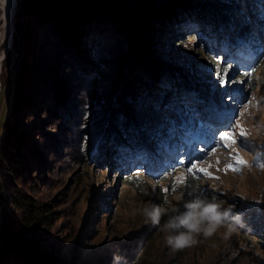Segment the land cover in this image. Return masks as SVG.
Masks as SVG:
<instances>
[{
  "label": "trees",
  "instance_id": "1",
  "mask_svg": "<svg viewBox=\"0 0 264 264\" xmlns=\"http://www.w3.org/2000/svg\"><path fill=\"white\" fill-rule=\"evenodd\" d=\"M16 2L12 47L3 63L11 75L0 91V106L7 109L0 121V264H114V256L123 258L121 264H140L133 250L152 241L154 227L93 251L86 243L92 233L63 225L60 217L66 212L56 209L57 199L42 200L34 192L49 188L65 163H85L101 134L91 128L103 119L108 126L97 144L98 165L108 168L111 156L124 155L116 150L120 141L121 148L134 151L149 138V147L156 149L183 127L195 134L206 131L196 113L208 107L205 95L220 99L221 94L211 87L215 76L205 72L192 44L230 49L251 41L252 17L234 15L232 24L222 26L219 17L230 19L240 0ZM222 65L231 68L228 62ZM185 74L194 81L192 103L183 98ZM139 179L137 174L128 180L138 188ZM98 203L88 204L86 219L93 208L109 206L104 199ZM235 206L230 223L263 238L264 211L262 217L250 206Z\"/></svg>",
  "mask_w": 264,
  "mask_h": 264
},
{
  "label": "rangeland",
  "instance_id": "2",
  "mask_svg": "<svg viewBox=\"0 0 264 264\" xmlns=\"http://www.w3.org/2000/svg\"><path fill=\"white\" fill-rule=\"evenodd\" d=\"M14 2L12 14L16 10L17 2L16 0ZM233 9L230 19L224 15L219 17L222 26L232 24L234 15L238 17L251 15L254 25L251 41L236 43L231 45L230 49L217 47L212 42L207 43L208 48H204L205 42L201 46L197 41L196 45L190 43L194 52L199 54V61L202 62L205 72L215 76L214 80H209L211 87L220 90L221 94L220 99L205 95L208 107L202 109L201 113H196V116L198 114L201 116L200 119L204 122L202 127L206 131L195 134L194 131L181 127L183 132L170 135L169 140L161 143V147L156 149L149 147L147 143L149 138H146L142 140L139 148L131 150L132 152L125 146L121 148L124 141H120L116 150H122L124 155L122 158L111 156L112 167L108 168V165L103 167L98 165L102 157L97 144L108 126L103 119L102 122H98L99 125L91 128L101 131V134L95 136L91 144V153L85 163H65L61 171L54 173V181L49 188L34 192L42 200L57 199L56 209L66 212V215L61 214L60 217L63 225L69 227L72 224L79 229H86L83 231L87 234L91 232L92 236L86 237L89 238L86 243L93 247V251L104 249L103 247L114 241H127L129 237L140 236L147 229L153 228L154 226L145 222L144 208L154 205L167 208L170 203L183 210L182 204L191 199V190L194 187L198 189L200 195L209 199L215 198L226 209L236 208L235 205L242 204L250 206L255 209V213L262 216L264 0H240ZM8 14L7 0H0V55L4 53L0 59V91L3 81L5 82L11 75L9 67L6 68L3 64L6 53L12 47L13 17L9 26ZM221 31L224 29L221 28ZM223 61L228 62L231 68L228 70L224 68L226 64L222 65ZM162 68L163 72L168 74V70ZM217 74H222L221 80L217 79ZM185 75L188 85L183 89V98L192 103L196 92L191 88L194 81L190 75ZM167 77L171 78L168 75ZM161 79L163 84L171 83L172 86V81L165 78L166 81L163 77ZM112 101L115 102L114 99ZM6 103L7 100L2 107H5ZM6 113V107L3 110L0 106V121ZM128 127L136 132L131 123ZM241 129L245 132L243 137L240 135ZM228 132L233 134L236 143L226 148L220 136ZM161 137H158V141ZM139 138L141 139V136ZM109 139L111 142L112 138ZM237 158L245 163L237 164ZM193 163L208 169L211 176L195 170L189 173L188 168ZM229 165L236 171L229 170ZM137 174H140V179L136 182L138 188H135L128 179ZM180 176L184 178L183 183L177 181ZM177 196L181 199L177 200ZM92 197L95 198V202L91 204ZM102 199L109 202L108 208L105 211L93 208L92 214L86 219L84 214L88 204L90 207H97ZM231 215L237 213L231 211ZM167 218L164 216L161 222ZM79 223L82 225H78ZM237 226L231 224L232 230L221 227L213 236L207 238L200 236L197 244L180 250L169 247L165 240L166 234L158 227H154L152 241L144 243L137 251L133 250L135 259L136 261L141 259L140 264H172L173 258L181 264H210L213 261L219 264H264V246L261 245L264 242L263 231L261 232L263 238L257 239L253 237L255 233L251 235L242 232ZM256 241L261 243L257 244ZM55 264L64 263L56 261Z\"/></svg>",
  "mask_w": 264,
  "mask_h": 264
},
{
  "label": "clouds",
  "instance_id": "3",
  "mask_svg": "<svg viewBox=\"0 0 264 264\" xmlns=\"http://www.w3.org/2000/svg\"><path fill=\"white\" fill-rule=\"evenodd\" d=\"M182 209L170 203L167 208L154 205L143 209L145 222L165 233L167 245L174 250L195 245L198 237H211L221 227L232 230L231 210L224 208L215 198L200 195L195 187L191 190V199L183 202ZM164 216L168 218L162 223ZM121 261L122 257L114 256V264H121Z\"/></svg>",
  "mask_w": 264,
  "mask_h": 264
},
{
  "label": "snow or ice",
  "instance_id": "4",
  "mask_svg": "<svg viewBox=\"0 0 264 264\" xmlns=\"http://www.w3.org/2000/svg\"><path fill=\"white\" fill-rule=\"evenodd\" d=\"M240 135L243 137L245 132L241 129ZM220 140L224 142V147H230L231 144H235L236 140L233 138V134L231 132L221 134ZM183 162V161H182ZM237 164H244L245 162L242 159H236ZM229 170L236 171L231 165L228 166ZM193 170L199 171L204 175L211 176V173L206 168L198 167L197 164L193 163L190 168H188V172L191 173ZM183 176L177 178L178 183H183Z\"/></svg>",
  "mask_w": 264,
  "mask_h": 264
},
{
  "label": "bare ground",
  "instance_id": "5",
  "mask_svg": "<svg viewBox=\"0 0 264 264\" xmlns=\"http://www.w3.org/2000/svg\"><path fill=\"white\" fill-rule=\"evenodd\" d=\"M15 0H7V3H8V8H9V14H8V16H9V19H8V22H9V26H11V22H12V9H13V7H14V2ZM3 8V7H2ZM12 14V15H11ZM2 54H4V53H2ZM2 54L0 55V59H2Z\"/></svg>",
  "mask_w": 264,
  "mask_h": 264
}]
</instances>
